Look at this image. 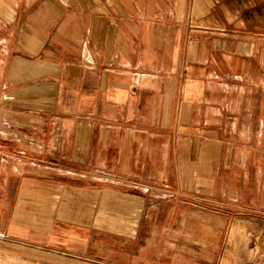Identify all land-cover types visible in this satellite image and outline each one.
Returning <instances> with one entry per match:
<instances>
[{
  "label": "crops",
  "instance_id": "0c3cea01",
  "mask_svg": "<svg viewBox=\"0 0 264 264\" xmlns=\"http://www.w3.org/2000/svg\"><path fill=\"white\" fill-rule=\"evenodd\" d=\"M257 183L264 0H0V264H159Z\"/></svg>",
  "mask_w": 264,
  "mask_h": 264
},
{
  "label": "rangeland",
  "instance_id": "374dc122",
  "mask_svg": "<svg viewBox=\"0 0 264 264\" xmlns=\"http://www.w3.org/2000/svg\"><path fill=\"white\" fill-rule=\"evenodd\" d=\"M263 197V184L257 183L255 209H248L243 202L237 207L238 202L228 198L209 200L207 204L196 202L197 207L208 210V222L177 231L175 248L158 249L159 264H264Z\"/></svg>",
  "mask_w": 264,
  "mask_h": 264
}]
</instances>
